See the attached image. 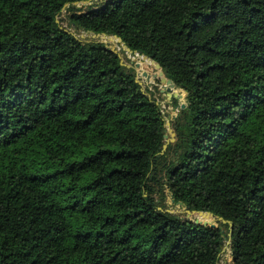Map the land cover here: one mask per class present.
Returning a JSON list of instances; mask_svg holds the SVG:
<instances>
[{
	"label": "trees",
	"instance_id": "trees-1",
	"mask_svg": "<svg viewBox=\"0 0 264 264\" xmlns=\"http://www.w3.org/2000/svg\"><path fill=\"white\" fill-rule=\"evenodd\" d=\"M64 13L185 93L165 152L135 67ZM166 190L264 264V0H0V264H219L230 225Z\"/></svg>",
	"mask_w": 264,
	"mask_h": 264
},
{
	"label": "rangeland",
	"instance_id": "rangeland-1",
	"mask_svg": "<svg viewBox=\"0 0 264 264\" xmlns=\"http://www.w3.org/2000/svg\"><path fill=\"white\" fill-rule=\"evenodd\" d=\"M67 14L64 13L61 17H59V22L62 28L66 29L67 31L71 32L74 34L77 38L83 41H98V42H103L106 45L110 46L111 48H114L118 51V53L121 55L122 62L126 66H134L137 73H138V81L142 83V88L143 90L150 95V97H153L154 99L157 100L158 103H160L164 109V118H165V123H166V129L169 131L171 130L172 133L176 134L173 122L174 119L177 117L179 108L177 105L172 104V101L169 98V94H174L178 93L180 95H183L185 97V93L181 90L175 89L174 92H169L168 87H166L165 84L162 83L160 79L156 77L158 75V71L155 69L154 66H151L150 64L144 62L141 57L139 56H134V55H129V54H123L121 52L120 46L117 45V42H111L110 38H103L102 36H96L93 34L89 33H84L83 31H80L78 29L73 28L67 19ZM140 64L141 66L136 68V64ZM150 76V79H147V76ZM182 100H184L182 98ZM167 115V116H166ZM171 122V126H168L167 123ZM171 131L168 132V139L166 140V143L169 144H174L176 141H173L176 139V136L173 137L171 135ZM166 193V201L165 205L167 206L168 210L173 212L174 214H178L182 217L190 218V219H195L200 218L203 219L202 217L198 215H193L191 217H188L187 215V210L183 208L180 205H174L172 202L171 198L169 197V192L168 190L165 191ZM225 248L224 252L220 255V262L219 264H231L232 263V252H231V247L230 244L225 242L224 246Z\"/></svg>",
	"mask_w": 264,
	"mask_h": 264
},
{
	"label": "water",
	"instance_id": "water-1",
	"mask_svg": "<svg viewBox=\"0 0 264 264\" xmlns=\"http://www.w3.org/2000/svg\"><path fill=\"white\" fill-rule=\"evenodd\" d=\"M101 1H103V0H101ZM88 3H90V2H83V4H88ZM77 5H79V4L77 3ZM102 37L103 38H108L105 35H103ZM110 41L111 42H115L116 41L117 42V45L120 46V48L123 49L127 54H129L130 56L131 55H134L131 52V50L123 43V40L121 38H118L116 36L110 37ZM112 50L115 53H118V51L116 49L112 48ZM134 56H139V57H141V59L144 62L149 63L151 65H154L155 68H156V70L158 71V75H156V77L159 78L162 81V83L166 85V87H168L169 92H174L175 91L176 85L171 80H167V78L165 77V74L161 71V66L159 64H155L153 61L149 60L145 56H141V54H139V53L135 54ZM135 66H136V68H138L141 65L138 63ZM146 76H147V79L149 80L150 79V76H148V75H146ZM139 83L142 85L141 82H139ZM173 96H175L176 98L178 97L180 100H182V98H183V95H179L178 93H174L173 95L172 94H169L170 100L172 99ZM183 107H185V104H183ZM167 125L168 126H171V122H168ZM170 131L171 130L168 131L167 129H165L163 131L165 140L168 139V134L167 133L170 132ZM171 135L173 137L176 136V134L172 133V131H171ZM173 141H176V139L173 140ZM167 148H168V143H166L164 145L163 152H165L167 150ZM180 206L183 207V204L180 203ZM187 215H188V217H191L193 215H198V216L202 217L203 219H200L199 217L196 218V223L197 224H202V225H205V226L210 225L212 227H217L218 226V222H221V223H224V224H229L230 225V233H229L228 240L226 242L229 243V244H231L232 231H233V224L231 222H229V221H227V220H225V219H223L221 217H216L214 214H212L210 212H196V211L187 210ZM224 250H225V248L223 247L222 252H224Z\"/></svg>",
	"mask_w": 264,
	"mask_h": 264
}]
</instances>
